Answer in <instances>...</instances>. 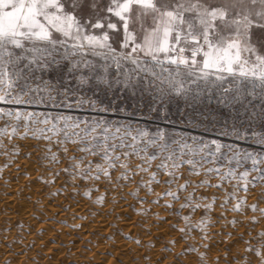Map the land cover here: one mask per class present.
Returning <instances> with one entry per match:
<instances>
[{"label":"rangeland","instance_id":"1","mask_svg":"<svg viewBox=\"0 0 264 264\" xmlns=\"http://www.w3.org/2000/svg\"><path fill=\"white\" fill-rule=\"evenodd\" d=\"M251 38L259 49L264 42V29L254 27ZM87 58L97 64L102 62L101 57L91 53ZM132 68L130 63L123 64L124 70L131 71ZM110 71L115 76L114 65ZM76 75L65 70L37 71L38 78L29 83V88L35 91L25 90L23 103H16L14 99L0 101L3 110L0 112V172L3 171V176L0 173V199L10 188L11 182L5 175L10 167L20 161L28 163L31 169L25 168L19 174L22 182L14 179V183L17 180L20 187L36 191L41 202L61 206L58 207L59 215L50 217L53 239L49 241L55 243L57 240L63 248L56 256L55 264H156L163 258V263L168 264H261L264 213L260 209H264V176L253 186L254 178L260 175L258 170H264V98L260 96L259 88L255 89V96L245 95L242 100L233 99L232 92L227 96L217 89L209 92L203 85L199 95L193 91L187 98L175 93L159 98L154 88L137 89L133 93L119 89L105 91L103 85L95 87L94 81L81 85L75 79ZM5 90L8 91L6 86ZM11 91L13 95L19 94L20 88ZM62 117L71 118L67 124L79 126L65 127ZM45 120L47 123L43 122ZM65 133H68L67 138ZM44 136L50 139H44ZM246 154L251 155L245 159ZM53 155L58 163L52 162ZM69 157H75V160ZM254 159L258 170H253ZM77 161L80 162L78 170L72 168ZM110 163L116 167L110 168ZM89 164L91 170L87 167ZM122 164L127 166L128 180H117L126 172ZM160 165H167V168ZM66 168L69 171H64ZM141 168L148 171H141ZM102 169L110 172L111 182L101 174ZM230 170L236 173L234 178L226 177ZM74 171L81 174L73 180ZM245 171L248 172V190H238L236 196L246 197V207L243 211H233L237 200L229 194L235 186L246 182L239 178ZM153 172L160 183L150 179ZM168 172L174 174L171 185L163 183L170 178ZM95 175H99V179H95ZM53 179L55 183L51 182ZM141 180L149 183L153 189L151 194L141 185ZM186 182V188L179 187ZM138 187V194H131ZM168 188L177 193L179 199L163 196L156 203V198ZM24 191L19 195L21 200L27 202L33 213L41 212L38 198ZM86 191L91 196L85 195ZM100 196L105 197L106 203L99 202ZM189 196L190 201L186 200ZM77 201L84 202L81 214L72 212L70 206L71 202ZM124 201L127 210L123 211L122 217L131 223L127 226L119 223L121 215L116 207ZM184 203L190 206L181 209L180 205ZM1 204L0 247L21 246L24 253L33 249V256L29 252L28 262L20 263H36L45 250H51L50 247L42 245L36 249L33 239L30 242L25 239L28 228L17 217L21 213L20 205L15 203L17 207L13 205L14 208L9 209H13L15 216L8 219ZM197 204L200 207H194ZM209 204L210 208L204 207ZM253 204L255 210L250 207ZM106 211L111 219L109 228L103 232L96 229L89 232L96 214ZM185 216L189 219L185 220ZM82 222L89 225L83 227ZM118 239L123 241L118 242ZM97 242L110 244L105 253L107 258L95 259L93 253ZM116 242H125L122 250L113 249ZM153 252H158L159 257L151 260ZM5 260L3 263H7ZM45 261L42 259L39 264H46Z\"/></svg>","mask_w":264,"mask_h":264},{"label":"snow or ice","instance_id":"2","mask_svg":"<svg viewBox=\"0 0 264 264\" xmlns=\"http://www.w3.org/2000/svg\"><path fill=\"white\" fill-rule=\"evenodd\" d=\"M254 27L264 29V0H0V92L3 93L0 101L14 99L16 103H23L25 90L35 91L29 88L30 81L38 78L37 71L45 70L78 74L75 79L81 85L94 81L95 87L103 85L105 91L119 89L135 93L137 89L154 88L159 98L173 93L187 98L193 91L199 95L201 85L209 92L220 90L225 96L232 92L236 100H242L245 95L255 96V89L259 88L264 98V42L259 49L252 42ZM88 53L101 57L102 62L97 64L88 59ZM124 63L133 66L131 71L123 69ZM112 65L115 76L110 71ZM16 87L20 88V93L13 95L11 90ZM61 119L65 120V127L79 126L67 124L70 117ZM67 136L65 133V138ZM104 158L109 159L107 154ZM69 159L75 160V157ZM52 162H59L54 155ZM256 163L254 159L253 170H258ZM87 167L91 170L90 164ZM109 167L116 165L110 163ZM121 167L126 172L117 180H128L127 166L122 164ZM159 167L167 168V165ZM173 167L178 165L173 164ZM72 168L78 170L80 162ZM97 168L100 169V165ZM258 171L260 175L254 178L253 186L264 176V170ZM80 174L74 171L73 180ZM101 174L111 182L107 169H102ZM167 175L170 178L163 183L171 185L174 174L168 172ZM225 175L234 178L236 173L230 170ZM247 176V171L240 173L239 178L246 182L235 186L229 194L237 200L233 211H243L246 204V197H237L236 191L247 192ZM94 178L99 179V175ZM150 179L161 182L154 172L150 173ZM51 182L55 183V179ZM140 183L147 187L148 194L152 193L147 181ZM186 185L187 182L179 187L186 188ZM138 191L139 187L131 194ZM85 195L91 196V193L86 191ZM163 196L179 199L178 194L168 188L155 202L159 203ZM98 200L106 203L104 196ZM186 200L190 201L191 196ZM166 205L171 207L168 202ZM189 206L184 203L180 208ZM204 207L210 208L211 204ZM250 207L256 209L254 204ZM260 211L264 213V209ZM261 235L264 236V232Z\"/></svg>","mask_w":264,"mask_h":264},{"label":"bare ground","instance_id":"3","mask_svg":"<svg viewBox=\"0 0 264 264\" xmlns=\"http://www.w3.org/2000/svg\"><path fill=\"white\" fill-rule=\"evenodd\" d=\"M31 142V141H30ZM25 145V144H24ZM33 149V148H32ZM33 151V150H32ZM9 166V165H8ZM25 168H27V169H31V167H30V165L28 164V163H26L25 161L23 162V161H20V162H18L17 164H16V166L14 165V167H10V170L9 171H7V173L5 174L6 176H8L7 178H8V182H11L10 183V188H8V190H7V192L4 194V196H2L1 197V199H0V203H2L1 205V208H4L5 207V213H6V217L9 219L10 217V219H12V217L13 216H15V215H13L14 213H13V209L12 210H9V209H11L12 207H13V205L15 206V207H17L16 205H15V203H17L18 205H20V208L19 209H21V213L20 214H18V216L17 217H19V220H20V222H22L23 223V225H25L26 226V229L28 228V233H26L25 234V239H28V241L30 242V240L31 239H33L34 240V244L37 246V248L36 249H38V247L40 248V247H42V245L43 246H45V245H48V247H50V249L51 250H45L46 251V253L44 252V255H40L39 256V258H37V261H36V263H34V264H39V262L41 263V260L43 259V260H46L45 262H46V264H49L48 262H54L56 259H57V255L62 251V249L63 248H61L60 246H59V243H58V241L56 240V242L55 243H53V241L51 242V241H49V239H53V237H52V226H53V221H51L50 220V217L51 216H57V215H59V209H58V207H55L56 205H53L52 203H50V204H48L47 202H41V198H39V194L38 195H36V191H33V190H31V189H28V187L26 188V186H25V188H23V187H20L21 185H19L18 183H17V180H18V182H20L21 181V179H19V174H20V171H22V170H24ZM7 170V169H6ZM2 171V170H1ZM1 173V172H0ZM34 173V172H33ZM2 176H3V171H2ZM5 175H4V177H5ZM14 179H17L16 180V182L14 183ZM20 180V181H19ZM22 182V181H21ZM35 182V181H34ZM8 184V183H7ZM21 184V183H20ZM23 184V183H22ZM38 184V183H37ZM37 189V188H36ZM28 191L32 196H35V198H38V199H36L37 201H39V202H41V204H39V205H41V212H39V213H37V211L35 212V213H33L34 212V210L33 211H31V209L30 208H28V206H27V202H24V200H21V198L20 197H22V196H20L19 197V195L20 194H22L23 193V191ZM34 190H35V186H34ZM24 191V192H25ZM23 199V198H22ZM57 199V198H56ZM81 199V198H80ZM84 199V198H83ZM43 200H45V199H43ZM78 200H79V198H78ZM27 201V200H26ZM66 201V200H65ZM59 202V201H58ZM83 202V201H82ZM81 201H77V202H75V203H72L71 202V208H72V212H75V213H80L81 214V212L83 211V207H85L84 206V202L82 203ZM108 202V201H107ZM29 203V202H28ZM61 204V203H60ZM64 204V203H63ZM29 205V204H28ZM62 205V204H61ZM31 207V206H30ZM117 211L119 212V214L121 215V217L123 216L122 215V213H123V211H125V210H127V203L124 201V202H120L117 206ZM246 207V206H245ZM14 208V207H13ZM59 208H61V206L59 207ZM104 208V207H103ZM104 210V209H103ZM102 210V211H103ZM4 211V210H3ZM105 211V210H104ZM111 211V210H110ZM158 211V210H157ZM1 212V211H0ZM97 212V211H96ZM16 213V212H15ZM62 213V212H61ZM60 213V214H61ZM98 213V212H97ZM119 214H118V216H119ZM234 214V213H233ZM97 215V217H95V219H94V223H92V224H88L87 222H86V224H88L89 225V227L91 228H89V232L90 231H92V229H96L97 231H101V232H103L105 229L107 230V227L109 226V224H110V222H111V219H110V216H109V214L107 215V211L106 212H102V213H99V214H96ZM164 215V214H163ZM233 216V215H232ZM6 217H4L5 219H6ZM121 217H119L120 218V224H122V225H129V224H131V223H127V221L129 220V219H126V218H121ZM254 217H255V215H254ZM3 218V219H4ZM238 218V217H237ZM51 219H53V218H51ZM112 219H113V217H112ZM11 221V220H10ZM116 221L118 222L119 220H117L116 219ZM131 222V221H130ZM79 223V222H78ZM83 223V222H82ZM85 224V222L83 223V225ZM85 224V225H86ZM259 224V223H258ZM22 225V224H21ZM85 225L83 226V227H85ZM87 225V226H88ZM125 226V227H126ZM131 226V225H130ZM213 226V225H212ZM78 227V226H77ZM83 227H81V228H83ZM156 227V226H155ZM109 228V227H108ZM259 228V227H258ZM80 229V228H79ZM127 229V228H126ZM129 229V228H128ZM131 229V228H130ZM156 229V228H155ZM14 230V229H13ZM25 230V229H24ZM41 230H43V231H41ZM81 230V229H80ZM109 230V229H108ZM158 230V229H157ZM160 230V229H159ZM95 231V230H94ZM94 231H92V232H94ZM163 231V230H162ZM108 232V231H107ZM154 232L156 233V231L154 230ZM166 233V232H165ZM85 234L87 235L88 233H86L85 232ZM216 234V233H215ZM220 234V233H219ZM230 234L231 233H229V236H230ZM10 234H8V236H9ZM7 236V237H8ZM67 243H68V241L66 240L67 238H66V236L64 235V234H62V236H61ZM89 237V236H88ZM226 237V236H225ZM234 237V236H233ZM207 238V237H206ZM59 239V238H58ZM117 239V238H116ZM62 240V239H61ZM69 240H70V238H69ZM94 240V239H93ZM115 240V239H114ZM220 240V239H219ZM116 241V240H115ZM118 242H122V241H120L119 239L117 240ZM215 241V240H214ZM9 242V241H8ZM22 242H24V241H22ZM27 242V241H26ZM101 242V241H100ZM114 242V241H113ZM118 242H116V243H118ZM220 242V241H219ZM218 242V243H219ZM65 243V242H64ZM105 243V242H104ZM127 243V242H126ZM211 243V242H210ZM235 243V242H234ZM15 244V243H14ZM13 244V245H14ZM23 244V243H22ZM106 244V243H105ZM112 244H114V243H112ZM111 244V245H112ZM124 244H125V242H124ZM124 244H122V243H118L116 246H114L113 247V249L116 247V249L118 250V249H121L122 250V246L124 245ZM231 244V243H230ZM109 245L110 244H108V245H103V244H101V243H98L97 242V244L94 246V248H95V250H94V257H95V259L96 258H102V257H106L105 256V253H106V251L107 250H109V249H107V248H109ZM115 245V244H114ZM24 246V245H23ZM77 246V245H76ZM125 247V246H124ZM123 247V248H124ZM71 248V247H70ZM112 248V247H111ZM26 250H27V248H25ZM46 249H47V247H46ZM93 249V248H92ZM33 250V249H32ZM31 250V251H32ZM71 250V249H70ZM127 250V249H126ZM30 250H29V252L30 253H32V256H33V253H34V251L33 252H31ZM110 251H111V249H110ZM113 251V250H112ZM156 250H154V252H155ZM158 251V250H157ZM29 252L28 253H24V251H23V249L21 248V246H17L16 247V245H15V247L14 246H12V247H10V248H5V247H0V264H19L20 263V261H24V262H28V260H29ZM96 252H98L99 253V256H98V254L96 253ZM114 252V251H113ZM125 252V251H124ZM151 252V251H150ZM151 253V260L152 259H156V258H158L159 257V253L158 252H156V253ZM77 253V252H76ZM100 253H102L101 255H100ZM116 253V252H115ZM115 253H113V254H115ZM123 253V252H122ZM93 254H92V256H93ZM126 254V253H125ZM75 255V254H74ZM77 255V254H76ZM116 255V254H115ZM192 255V254H191ZM226 255V254H225ZM250 255V254H249ZM114 256V255H113ZM207 256V255H206ZM112 257V256H111ZM107 258V257H106ZM108 258H109V255H108ZM188 258V257H187ZM243 258H246V257H243ZM248 258V257H247ZM5 259H7V260H5ZM39 259H41V260H39ZM77 259H79V258H77ZM242 259V258H241ZM7 261V263H3V261ZM108 260V259H107ZM188 260V259H187ZM247 260H249V259H247ZM57 261V260H56ZM77 261V260H76ZM104 261V260H103ZM103 261H101V262H103ZM163 261H165L164 260V258L163 259H160L156 264H161V263H163ZM184 261V260H183ZM190 261V260H189ZM211 262V261H210ZM240 262V261H239ZM247 262V261H246ZM22 263V262H21ZM20 263V264H21ZM57 263V262H56ZM103 263H106V261H104ZM54 264H55V262H54ZM91 264V263H90ZM163 264H168V263H166V262H164ZM241 264V263H240ZM248 264V263H247Z\"/></svg>","mask_w":264,"mask_h":264}]
</instances>
